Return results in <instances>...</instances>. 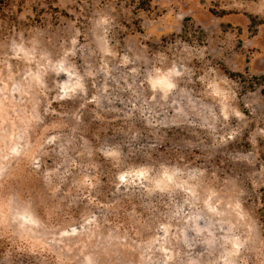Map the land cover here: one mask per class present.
I'll return each mask as SVG.
<instances>
[{"label":"rangeland","instance_id":"1","mask_svg":"<svg viewBox=\"0 0 264 264\" xmlns=\"http://www.w3.org/2000/svg\"><path fill=\"white\" fill-rule=\"evenodd\" d=\"M260 76L264 0H5L0 264H264Z\"/></svg>","mask_w":264,"mask_h":264},{"label":"trees","instance_id":"2","mask_svg":"<svg viewBox=\"0 0 264 264\" xmlns=\"http://www.w3.org/2000/svg\"><path fill=\"white\" fill-rule=\"evenodd\" d=\"M5 0H0V5L2 6L4 4ZM260 23H263V22H260ZM257 82H261L264 80V76H260V77H254ZM259 213H260V216H261V219L263 220L264 222V193L263 195L261 196V200H260V208L258 209Z\"/></svg>","mask_w":264,"mask_h":264}]
</instances>
